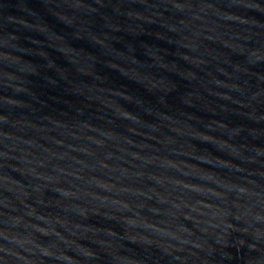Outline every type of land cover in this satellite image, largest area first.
Wrapping results in <instances>:
<instances>
[{
  "label": "water",
  "instance_id": "water-1",
  "mask_svg": "<svg viewBox=\"0 0 264 264\" xmlns=\"http://www.w3.org/2000/svg\"><path fill=\"white\" fill-rule=\"evenodd\" d=\"M0 264H264V0H0Z\"/></svg>",
  "mask_w": 264,
  "mask_h": 264
}]
</instances>
